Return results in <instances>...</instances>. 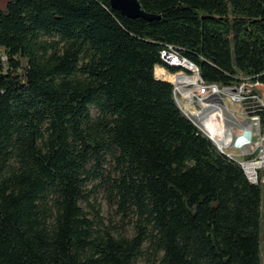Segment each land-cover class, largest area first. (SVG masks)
<instances>
[{
  "label": "trees",
  "instance_id": "trees-1",
  "mask_svg": "<svg viewBox=\"0 0 264 264\" xmlns=\"http://www.w3.org/2000/svg\"><path fill=\"white\" fill-rule=\"evenodd\" d=\"M137 2L158 19L108 0L0 11V264H261L264 170L250 182L155 68L189 74L173 47L207 84L264 86V0Z\"/></svg>",
  "mask_w": 264,
  "mask_h": 264
},
{
  "label": "built area",
  "instance_id": "built-area-1",
  "mask_svg": "<svg viewBox=\"0 0 264 264\" xmlns=\"http://www.w3.org/2000/svg\"><path fill=\"white\" fill-rule=\"evenodd\" d=\"M166 53L175 59L186 60L173 47H169ZM157 70H162L167 77L175 76L178 79L177 83H171L173 97L174 91H181L186 96H202V103L215 118L218 152L230 159L240 158L241 163L247 164V167L258 164L256 171L264 168V125L260 117L261 109L264 110V86L245 80L230 86L207 84L200 77L197 67L196 76L185 75L181 70L171 74L160 66L155 68V73ZM259 147H262L261 150ZM226 151L232 153L226 154ZM256 151L262 156L256 157Z\"/></svg>",
  "mask_w": 264,
  "mask_h": 264
},
{
  "label": "bare ground",
  "instance_id": "bare-ground-1",
  "mask_svg": "<svg viewBox=\"0 0 264 264\" xmlns=\"http://www.w3.org/2000/svg\"><path fill=\"white\" fill-rule=\"evenodd\" d=\"M163 56L165 59L164 63H166L168 66L175 67V68H182L186 71L191 72V70H189V68L187 69L188 63L186 60L175 59L173 55H169L168 53H164ZM190 65L195 69V76H196V67H194L193 64H190ZM159 72H160V70H157L155 75L159 76L158 75ZM181 73H183V72H181ZM183 74H185V72ZM160 75H162V77H165L164 74H160ZM168 80L170 81V83L171 82L175 83V81H176V83L178 82V79H175V76L168 77ZM193 81L194 80L192 79L191 82L193 83ZM175 94H178L181 97V99L178 101L175 98L174 99H175V103H176L177 107L181 110L182 114L187 119H189L191 122L194 121L193 123L198 127V129L210 141H212V143L217 148L218 136H217L216 131L214 129L215 118H214L213 113H211V111H209L207 106L202 103V96H186L181 91H175ZM195 97H200V99L197 102L198 107H196V105H195ZM233 160L238 163V161L236 159H233ZM244 166H245L244 167L245 171L244 170L243 171L246 173L249 181L253 183V181H255V179H256L255 178L256 177L255 171H256V169L259 168V165L258 164L257 165L256 164H250L247 167V164H245Z\"/></svg>",
  "mask_w": 264,
  "mask_h": 264
},
{
  "label": "rangeland",
  "instance_id": "rangeland-1",
  "mask_svg": "<svg viewBox=\"0 0 264 264\" xmlns=\"http://www.w3.org/2000/svg\"><path fill=\"white\" fill-rule=\"evenodd\" d=\"M7 1L8 0H0V11H5L6 10V3H7ZM163 61H165V59H164V56H163ZM189 68V70H191V72H189V71H187V72H189V74H188V76H195V69L188 63V67H187V69ZM184 73V72H183ZM160 74H164L165 75V77L167 78H165V77H162V75H160ZM186 74V73H185ZM159 76H156V78H164V80H168V77H170V76H166V74L162 71V70H160V72H159V74H158ZM163 80V79H162ZM169 81V80H168ZM170 82V81H169ZM172 83V82H171ZM174 98L178 101V100H180L181 99V97L178 95V94H175V91H174ZM200 99V97H195V105H196V107H198V104H197V102H198V100ZM193 121V120H192ZM194 122V121H193ZM260 148V150H261V148L262 147H259ZM229 153H232L231 151H226V154H229ZM262 156V154H260V153H258L257 151H256V154H255V156L256 157H259V156ZM237 161H238V164L241 166V168L245 171V164H243L242 165V163H241V161H240V158H237L236 159ZM264 170V168H261V169H259V170H257L256 171V179H255V181H253V183L254 184H257L258 183V176H259V174L262 172ZM245 173V172H244ZM245 175H246V173H245ZM247 176V175H246ZM248 178V177H247ZM101 205H102V214H103V216L106 218V219H111V220H114V221H119V216H116L115 214H114V209L112 208V207H109L104 201H101ZM262 211H263V217H262V226H261V264H264V261H263V249H264V241H263V234H264V205H263V207H262ZM139 264H143V263H139Z\"/></svg>",
  "mask_w": 264,
  "mask_h": 264
},
{
  "label": "water",
  "instance_id": "water-1",
  "mask_svg": "<svg viewBox=\"0 0 264 264\" xmlns=\"http://www.w3.org/2000/svg\"><path fill=\"white\" fill-rule=\"evenodd\" d=\"M110 3V6L113 10L118 11L123 15L124 17L131 19V20H137V19H143L146 21H154L158 18L146 14L138 4L137 0H108ZM156 78V77H155ZM158 81L167 82L171 84L170 82L162 79L156 78Z\"/></svg>",
  "mask_w": 264,
  "mask_h": 264
},
{
  "label": "crops",
  "instance_id": "crops-1",
  "mask_svg": "<svg viewBox=\"0 0 264 264\" xmlns=\"http://www.w3.org/2000/svg\"><path fill=\"white\" fill-rule=\"evenodd\" d=\"M158 79H163L164 80V78H158Z\"/></svg>",
  "mask_w": 264,
  "mask_h": 264
}]
</instances>
